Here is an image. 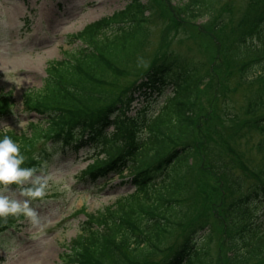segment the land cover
Wrapping results in <instances>:
<instances>
[{"label":"trees","instance_id":"1","mask_svg":"<svg viewBox=\"0 0 264 264\" xmlns=\"http://www.w3.org/2000/svg\"><path fill=\"white\" fill-rule=\"evenodd\" d=\"M128 1L122 10L70 35V45L79 43L77 50L48 63L42 87L27 93L23 102L24 109L36 111L42 119L29 123L26 132L0 129V136L8 135L18 144L25 157L21 167L36 169L43 158V143L30 151L35 144L50 137L56 144L73 146L88 133L97 149L81 174L96 179L116 174L134 185L133 193L87 216L83 230L71 241L69 264H217L211 252L215 245L226 247L230 264H264V220L262 215L258 219L257 210L264 204V161L251 167L246 154L239 161L250 174L241 171L240 176L235 174L237 167L217 166L237 193L230 207L221 210L226 213L225 229L220 235L208 229L200 237L192 232L176 238L188 218L183 199L192 186L188 182L191 160L201 145L198 93L214 74L209 73L207 81L203 65L181 67L163 55L140 75L143 79L120 88L119 77L134 66V56L144 48L146 24L155 15L151 0ZM224 4L228 6L227 1ZM177 7L184 21L207 16L210 32L224 28L220 26L222 0H186ZM169 11H164V20ZM235 21L236 37L229 44L235 68L240 74L246 72L243 81L264 85V0H251ZM169 86L165 99L154 97ZM136 93H142L143 103L131 115ZM262 94L254 95L247 114L249 109H254L252 114L255 108L264 109ZM9 104L10 94L0 92V117L10 115ZM151 107L156 112L151 113ZM257 123L264 130L263 121ZM258 146L264 160V141ZM20 217H0V230L15 225ZM173 246L177 248L172 250ZM160 257L161 262L154 263Z\"/></svg>","mask_w":264,"mask_h":264},{"label":"rangeland","instance_id":"2","mask_svg":"<svg viewBox=\"0 0 264 264\" xmlns=\"http://www.w3.org/2000/svg\"><path fill=\"white\" fill-rule=\"evenodd\" d=\"M226 1L228 6L224 4ZM250 1L222 0L225 8L220 17L223 25L220 26L224 28L212 33L211 29L208 30L207 16L194 22L182 19L177 6L185 5L186 0H151L155 15L146 24L149 30L143 42L144 48L134 56V66L126 75L119 77L120 88H128L137 80L140 81V75H144L155 59L162 60L163 55L168 61L176 60L181 67L195 63L203 65L207 81L208 74H214L211 82L198 93L197 124L201 128L198 142L201 145L191 160L188 182L192 186L182 205L188 211V218L180 226L177 239L192 232H197L200 237L208 229L220 235L225 229L226 213L221 210L230 207L229 201L237 197V193L231 190L228 176L217 172L218 165L228 169L237 167L235 174L240 175L241 171L250 174L239 161L244 157L243 154L247 155V160L254 168L264 161L261 160V152H258V144L264 141V130L257 123L258 119L264 123V109L255 108L253 114L254 109H249L247 114L254 95L264 93V85L242 80L246 72L240 74L241 71L235 68L236 62L229 47L231 40L236 37V27L233 26L235 19L246 10ZM128 2L0 0V92L10 94L14 103L12 115L0 118V129L26 132L29 123H37L42 119L36 111L24 109L23 102L27 93H34L42 87L47 77L48 63L61 60L65 52L77 50L79 43L70 45V35L80 32L89 23L122 10ZM166 9L171 12L165 15L164 20ZM172 17L174 22H170ZM169 87L163 91L168 93L171 90ZM141 94L136 93L138 100L132 104L134 108L131 115L143 103ZM152 107L151 113L154 111ZM112 128L110 126L108 130ZM42 143L45 147L51 145L50 141L41 140L30 151H36ZM93 149V145H88L80 148L77 155L72 150H67L64 156L56 153L43 170L35 173L48 177L43 200L48 202L33 207L40 219L39 224L33 225L28 218L22 217L16 221L15 229L11 227L0 236V264H69L66 257L70 253L71 241L83 230L87 216L134 191L129 182H122L116 174L97 181L102 185L107 180V185L100 191L94 187V183H86L80 177L79 172L90 163L87 156L94 152ZM13 189L18 200L27 199L19 195L18 189ZM258 209V219L264 220V204H260ZM175 246L172 250L177 248ZM225 248H217L216 245L211 248L217 264H230L225 259ZM161 260L162 257L155 259L154 263H160Z\"/></svg>","mask_w":264,"mask_h":264},{"label":"clouds","instance_id":"3","mask_svg":"<svg viewBox=\"0 0 264 264\" xmlns=\"http://www.w3.org/2000/svg\"><path fill=\"white\" fill-rule=\"evenodd\" d=\"M24 161L18 144L8 135L0 136V217L23 215L37 225L40 219L36 210L29 206V201L44 198L48 177L36 175L35 168L21 167ZM11 185H15L19 195L27 199L18 200Z\"/></svg>","mask_w":264,"mask_h":264}]
</instances>
